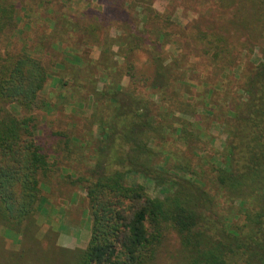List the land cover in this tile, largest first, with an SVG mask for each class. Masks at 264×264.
Instances as JSON below:
<instances>
[{"label":"trees","instance_id":"obj_1","mask_svg":"<svg viewBox=\"0 0 264 264\" xmlns=\"http://www.w3.org/2000/svg\"><path fill=\"white\" fill-rule=\"evenodd\" d=\"M239 1L250 4L251 11L236 8L230 25L248 27L250 15L264 31V0ZM223 2L221 8H228L229 1ZM4 5L0 2V18L11 21L14 9ZM131 24L134 30L121 42L127 52L145 50L154 67L150 76L145 75L135 58L126 57L122 73L130 81L123 87L120 68L110 65V57L96 60L102 73L111 70L115 79L97 93L111 115L97 124L101 143L95 148L90 176L79 178L92 218L90 239L80 249L53 245L50 255L40 250L34 214L42 194L41 178L53 166L25 127L31 118L19 119L4 111L11 103L33 109L47 83V69L25 53L0 58V224L6 235L22 236L24 242L17 256L0 241V264H159L170 231L179 239L180 264H264V48L262 58L243 77L242 99L231 101L224 123L227 139L218 156L208 160L211 174L205 171V180L210 174L212 182L206 180L204 187L186 158L169 154L181 162L165 168L158 165L160 151L151 143L171 127L165 118L172 113H159L140 86L157 89L159 100L168 102L166 90L175 79V62L166 63L162 56L159 37L167 33L157 30V37L151 39L149 31ZM213 36V40L203 37L205 52L213 50L217 56L220 39ZM102 77L108 79L109 73ZM174 97L175 93L171 100ZM131 173L154 180L163 187V197H152L143 185L131 184Z\"/></svg>","mask_w":264,"mask_h":264},{"label":"rangeland","instance_id":"obj_2","mask_svg":"<svg viewBox=\"0 0 264 264\" xmlns=\"http://www.w3.org/2000/svg\"><path fill=\"white\" fill-rule=\"evenodd\" d=\"M228 1L224 9L223 0H0L14 9L13 21L0 18V58L25 53L41 60L48 72L33 109L16 103L4 108L19 119L31 118L25 127L53 166L41 178L42 194L33 221L41 251L50 255L53 245L80 249L90 239V206L79 178L90 176L95 148L101 143L97 124L111 115L107 102L100 101L97 93L115 79L111 70L105 72L108 79L102 77L105 73L96 60L102 55L110 57V65L120 68L123 87L130 81L122 73L126 57L135 58L145 75L150 76L154 67L145 50L127 52L129 48L121 42L134 30L132 22L136 30L149 31L151 39L157 37V30L167 33L163 39L159 37L162 56L166 63L175 62V79L166 90L168 102L159 100L157 89L140 86L159 113H172L165 118L171 127L151 143L160 151L158 165L165 168L181 162L173 161L169 154L186 158L204 187L206 180L212 182L208 160L222 150L231 101L242 99L243 77L262 58L264 48V31L256 18L249 15L248 27L230 25L236 8L246 12L251 5ZM204 35L210 40L213 35L219 37L217 56L213 50L205 52ZM184 126L186 132L181 131ZM205 171L210 173L206 180ZM128 180L143 185L152 197H163V187L140 173L129 174ZM166 235L159 264H180L178 236L173 231ZM0 236L6 251L17 255L24 244L22 236L6 235L1 224Z\"/></svg>","mask_w":264,"mask_h":264}]
</instances>
